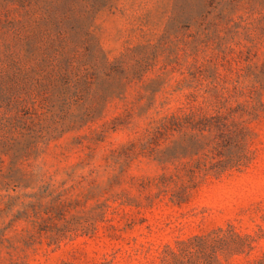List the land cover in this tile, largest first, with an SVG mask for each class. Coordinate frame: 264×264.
Here are the masks:
<instances>
[{"label": "rangeland", "instance_id": "rangeland-1", "mask_svg": "<svg viewBox=\"0 0 264 264\" xmlns=\"http://www.w3.org/2000/svg\"><path fill=\"white\" fill-rule=\"evenodd\" d=\"M0 264H264V0H0Z\"/></svg>", "mask_w": 264, "mask_h": 264}]
</instances>
